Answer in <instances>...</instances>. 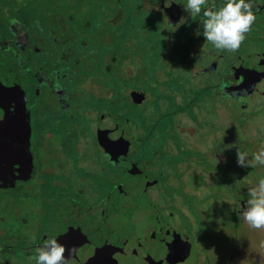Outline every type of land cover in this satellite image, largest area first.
Segmentation results:
<instances>
[{
    "label": "flooded vegetation",
    "instance_id": "1",
    "mask_svg": "<svg viewBox=\"0 0 264 264\" xmlns=\"http://www.w3.org/2000/svg\"><path fill=\"white\" fill-rule=\"evenodd\" d=\"M246 2L256 20L238 51L202 36L181 53L175 40L172 53L183 59L165 74L185 69L187 79L150 111L148 69L128 63L124 9L133 5L139 17L154 8L171 35L194 38L205 17L192 18L187 0H0V210L36 226L33 241L0 250L31 259L55 238L77 256L82 238L88 257L98 252L105 264H264V229L240 218L264 167L235 176L237 148L247 139L253 153L264 147V0ZM165 74L155 83L168 86ZM90 146L98 168L83 165ZM127 182L135 190L125 197ZM22 199L37 208L27 211ZM232 200L231 212L217 213V201ZM194 222L204 236L185 226ZM19 229L0 230V239H26Z\"/></svg>",
    "mask_w": 264,
    "mask_h": 264
},
{
    "label": "rangeland",
    "instance_id": "2",
    "mask_svg": "<svg viewBox=\"0 0 264 264\" xmlns=\"http://www.w3.org/2000/svg\"><path fill=\"white\" fill-rule=\"evenodd\" d=\"M134 3V2H133ZM128 9H124L125 18L127 21L120 27V30L122 32H126L125 38H123L125 45L129 46L128 48V55L129 59L128 63L134 67V72L138 73L142 71V68L140 65L145 66L148 69V74L150 77L147 79V76L143 79L142 84H145L146 87V97L144 101H148L147 106L150 108V111L155 109L162 101H165L168 94L170 92H175L176 85L179 82V80L187 79V71L184 69L183 73H173V74H165V73H171L172 67L174 66H180L181 62L180 60L183 59V57L180 56V54L172 53L174 51V42L176 40L177 47L179 48V51L181 53H188L189 45L192 41H198L202 39V31H199V35H197L194 38H191L190 35L184 37V36H173L171 35V29L165 28L168 27L166 22L163 20V18H160L158 13L155 12V9L153 8V11H148L145 13H141L138 16H132L135 10L133 9V5H129ZM140 22V27H135L133 24H137V22ZM133 30H137L133 31ZM145 40H144V39ZM145 41V42H144ZM122 41V44H124ZM129 43V44H128ZM195 47V46H194ZM187 51V52H185ZM136 64V65H135ZM136 66V67H135ZM164 73L165 79L171 76L172 81L168 83L167 85H159L156 82L158 79L161 78V75L156 79L157 74ZM140 81V79H139ZM138 81V84H139ZM122 81H120L121 83ZM155 85V86H154ZM158 85V86H157ZM187 86L186 82H183L182 89H185ZM152 87V88H151ZM150 88V89H149ZM176 95V93H175ZM175 102H172L171 104H174ZM130 106L134 107L133 104L130 103ZM165 111V110H162ZM174 116L182 118V114L178 113ZM183 120V119H182ZM185 124L184 126H186ZM174 137H176L177 140H184L185 135L180 132L179 130L176 131L174 134ZM204 135L206 140L209 144V150L212 149V142L213 138L217 135V129L214 126H210L208 130L204 131ZM59 136V134H58ZM252 142L253 140L247 139L244 141V146L242 149L243 151H246L249 153V158L251 157V154L253 153L252 148ZM203 145V144H202ZM264 148V147H263ZM92 153V157L90 159H87L83 162V165L90 166L93 168L99 167V160L97 159V156L94 155L95 148L90 146L87 148ZM88 153V151H86ZM98 153V152H97ZM213 158V157H212ZM211 160V158H210ZM141 166L143 164H140ZM262 166V165H257ZM264 167V166H263ZM138 168V167H136ZM249 168L241 167L240 169H237L235 171V176L243 175L245 171H249ZM264 173V172H263ZM233 181V180H232ZM31 184V183H30ZM28 184V185H30ZM231 187L229 189H225L224 191L228 192L230 191ZM132 190H135L131 186L130 182L124 183L121 187L119 192L124 193V196H127V193H132ZM135 193H139V191H135ZM140 194V193H139ZM91 200H94L93 197H90ZM22 207H24L27 211L32 212L35 208H37V202H28L27 199H22ZM234 203V200L230 201L227 204V207L220 208V203L217 201L214 205L215 207H218L219 210L217 213L224 216L232 211V205ZM19 206V205H18ZM20 207V206H19ZM5 214L0 210V215ZM6 215V214H5ZM134 215V214H133ZM41 221V219L37 220L36 222ZM3 224L0 225V230H3L4 233L8 228V231L13 230L16 226H19V235L26 236V239H21L18 242L17 241H9L5 239H0V249H8L5 243H12V244H27L35 238L34 236H28L29 232L35 229V225H32L34 221H31L28 225H25L23 222H15L11 217L6 215V219L2 221ZM35 222V223H36ZM140 224L141 226H144L145 224L140 223L139 221H134L133 225ZM155 225H164L163 223L155 222L152 224ZM195 226H192L190 223H187L185 225L191 230L196 231L195 238L199 237L201 232V227L198 222H194ZM221 227V226H219ZM145 228H149L145 225ZM218 228V227H216ZM154 231V229H153ZM162 233H167V230H162L158 232V235H162ZM204 236V233H202ZM2 237V235L0 234ZM257 236H254L255 241L257 242ZM258 243V242H257ZM14 247H16V245ZM5 247V248H4ZM146 248H150L149 242L145 245ZM150 259L149 263L154 264L156 261L155 257H149ZM35 262L32 259H28L27 257L21 256V255H15L7 250H0V264H31ZM195 263V260H193Z\"/></svg>",
    "mask_w": 264,
    "mask_h": 264
},
{
    "label": "clouds",
    "instance_id": "3",
    "mask_svg": "<svg viewBox=\"0 0 264 264\" xmlns=\"http://www.w3.org/2000/svg\"><path fill=\"white\" fill-rule=\"evenodd\" d=\"M207 0H187L184 6L192 18L203 12L202 35L219 51H238L255 23L253 5L246 0H226L219 8L206 7ZM200 33L198 32L197 35ZM237 164L241 167L264 166V148L251 154L237 148ZM240 218L252 229H264V176L248 187ZM67 253V255H66ZM75 248L69 249L55 238H49L35 248L31 257L35 264H68Z\"/></svg>",
    "mask_w": 264,
    "mask_h": 264
},
{
    "label": "water",
    "instance_id": "4",
    "mask_svg": "<svg viewBox=\"0 0 264 264\" xmlns=\"http://www.w3.org/2000/svg\"><path fill=\"white\" fill-rule=\"evenodd\" d=\"M80 240L79 248H77L79 249V252L77 251V256H70V262H68V264H105L98 252H96V256L92 255L89 258L86 251L87 247L85 246L83 239L80 238Z\"/></svg>",
    "mask_w": 264,
    "mask_h": 264
}]
</instances>
